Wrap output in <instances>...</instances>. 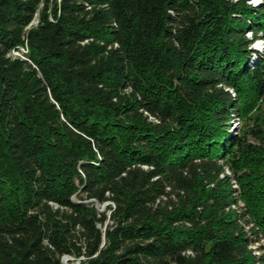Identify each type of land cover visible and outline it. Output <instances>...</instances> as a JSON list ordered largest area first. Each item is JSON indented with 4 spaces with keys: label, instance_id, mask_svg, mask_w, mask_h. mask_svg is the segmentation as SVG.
<instances>
[{
    "label": "trees",
    "instance_id": "1",
    "mask_svg": "<svg viewBox=\"0 0 264 264\" xmlns=\"http://www.w3.org/2000/svg\"><path fill=\"white\" fill-rule=\"evenodd\" d=\"M255 38L264 0H0V264H264Z\"/></svg>",
    "mask_w": 264,
    "mask_h": 264
},
{
    "label": "rangeland",
    "instance_id": "2",
    "mask_svg": "<svg viewBox=\"0 0 264 264\" xmlns=\"http://www.w3.org/2000/svg\"><path fill=\"white\" fill-rule=\"evenodd\" d=\"M262 0H247V3L253 5V6H256L258 5ZM246 35L251 38V32L247 31L246 32ZM259 43V44H258ZM262 41L260 38H255L252 40L251 42V48L254 46V48H252L251 52H253L254 50H257L256 48L258 47H262ZM257 44V45H256ZM256 45V47H255ZM259 45V46H258ZM258 46V47H257ZM25 50H23L21 47L17 50V53H11L12 55H16L20 58H23L24 56L22 54H24ZM253 57V56H251ZM250 59V57H249ZM231 126L229 127V133L230 134H235L239 131L240 127H241V122L239 120L238 124L235 125V122L234 121H231ZM238 189V188H237ZM108 204V202L104 203V204H101V205H97L99 207V210L100 211H105L106 210V205ZM107 222V221H106ZM83 257H73V256H68V255H65L62 257V261L63 263L65 264H68L69 261H72L74 264H81V261H82Z\"/></svg>",
    "mask_w": 264,
    "mask_h": 264
},
{
    "label": "built area",
    "instance_id": "3",
    "mask_svg": "<svg viewBox=\"0 0 264 264\" xmlns=\"http://www.w3.org/2000/svg\"><path fill=\"white\" fill-rule=\"evenodd\" d=\"M262 41V47H263V43H264V41L263 40H261ZM262 47L260 46V47H258V48H256L257 50H260V49H262ZM22 48V47H21ZM23 49V48H22ZM24 50V49H23ZM12 54L13 53H17V50H13L12 52H11ZM229 91H230V93H231V95L234 97L235 96V93H234V91L232 90V89H228ZM232 121H234L235 122V125H237L238 124V122H239V120H238V118H234ZM227 173H229V171L227 170ZM233 187L235 188V189H237L238 188V185H237V183H235V181L233 180ZM243 203L242 202H240V205H242Z\"/></svg>",
    "mask_w": 264,
    "mask_h": 264
},
{
    "label": "bare ground",
    "instance_id": "4",
    "mask_svg": "<svg viewBox=\"0 0 264 264\" xmlns=\"http://www.w3.org/2000/svg\"><path fill=\"white\" fill-rule=\"evenodd\" d=\"M258 44H259V43H258ZM256 45H257V44H256ZM256 45H255V47H256ZM258 46H259V45H258ZM258 46H257V47H258ZM252 48H254V46H253Z\"/></svg>",
    "mask_w": 264,
    "mask_h": 264
}]
</instances>
